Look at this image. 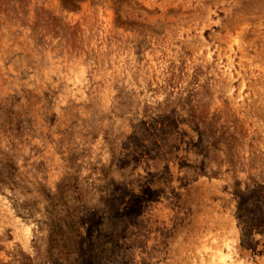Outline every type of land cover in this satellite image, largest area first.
Segmentation results:
<instances>
[{
  "label": "rangeland",
  "instance_id": "obj_1",
  "mask_svg": "<svg viewBox=\"0 0 264 264\" xmlns=\"http://www.w3.org/2000/svg\"><path fill=\"white\" fill-rule=\"evenodd\" d=\"M0 264H264V0H0Z\"/></svg>",
  "mask_w": 264,
  "mask_h": 264
}]
</instances>
